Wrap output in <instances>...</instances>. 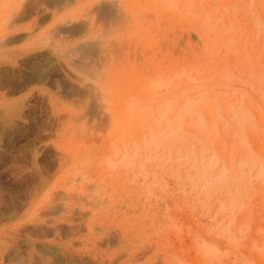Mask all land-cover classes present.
Returning a JSON list of instances; mask_svg holds the SVG:
<instances>
[{"label":"rangeland","instance_id":"rangeland-1","mask_svg":"<svg viewBox=\"0 0 264 264\" xmlns=\"http://www.w3.org/2000/svg\"><path fill=\"white\" fill-rule=\"evenodd\" d=\"M52 4L0 0V264H264V0Z\"/></svg>","mask_w":264,"mask_h":264},{"label":"bare ground","instance_id":"bare-ground-1","mask_svg":"<svg viewBox=\"0 0 264 264\" xmlns=\"http://www.w3.org/2000/svg\"><path fill=\"white\" fill-rule=\"evenodd\" d=\"M51 3H55V2H57V0H49ZM60 1V0H59ZM52 4V5H53ZM112 5L113 4H107V3H104V4H101V5H97V12H98V14H100V15H102V16H104V17H107L108 18V16H110V18L112 17V15L114 14V8L113 7H115V5L112 7ZM26 8V7H25ZM95 9V10H96ZM24 14H26L25 13V11H24ZM28 14V13H27ZM27 14L25 15V16H27ZM24 17V16H23ZM114 18V17H113ZM40 19V18H39ZM36 21H38V16H34V17H32V22H36ZM15 28V27H14ZM14 30V29H13ZM15 30L17 31H20V30H23V27L20 25V27H16L15 28ZM187 35V34H186ZM21 38H22V36H21ZM20 38V39H21ZM79 43V42H78ZM81 43V42H80ZM96 48H97V45L94 43V42H83L82 44H80V46H78V49L80 50V51H83V53H85L86 55L87 54H93L95 51H96ZM26 52V51H25ZM27 53V52H26ZM23 54V53H22ZM99 64V63H98ZM35 69H34V76L32 77L33 79V81L34 82H41L42 81V79H43V70H41L42 69V67H40L39 65L38 66H36V67H34ZM43 69H45V68H43ZM2 72V71H1ZM9 76V75H8ZM36 88H37V86H36ZM33 89H34V87H33ZM84 91H87L86 89L84 90ZM81 92V91H80ZM82 92H83V90H82ZM81 94V93H80ZM78 95V94H77ZM98 97V96H97ZM55 98V97H54ZM95 99V98H94ZM96 100V99H95ZM9 103V102H8ZM53 104H54V102H53ZM59 104V103H58ZM11 105H13V104H11ZM51 107V106H50ZM59 106L58 105H56V103L53 105V108H52V115L51 116H53L52 118H55L56 119V115H58V114H60L61 115V113H60V109L58 108ZM93 108H94V106H93ZM14 110H15V112H14V114H12V116H10L9 118H7L6 119V121H5V125H8V126H11L13 123H14V120H15V118L18 116L19 117V115H20V112H19V108L17 109H15L14 108ZM95 110V109H94ZM3 111V110H2ZM7 111V110H6ZM64 113V112H63ZM96 113V112H95ZM97 114V113H96ZM95 114V115H96ZM55 116V117H54ZM65 116V115H64ZM63 116V114H62V117H64ZM60 117L61 116H59L58 118L60 119ZM57 118V119H58ZM66 118V117H65ZM56 119V120H57ZM62 119V118H61ZM53 121H55L54 119H53ZM61 123H62V121H60ZM64 123H65V125H64V132L63 133H65L66 131H68V129H69V124H71L70 122H72L71 121V118L70 117H68V119L67 120H64L63 121ZM54 124V123H53ZM62 127V126H61ZM105 127V126H104ZM59 128V127H58ZM71 129H72V127H70ZM67 134L69 133V132H66ZM65 133V134H66ZM66 134V135H67ZM66 135H64V136H66ZM63 136V137H64ZM67 137V136H66ZM126 148V147H125ZM46 172V171H45ZM32 175V174H31ZM33 192V191H32ZM38 192V191H37ZM36 192V193H37ZM76 194V193H75ZM78 194V193H77ZM98 226V225H97ZM32 232V231H31ZM155 245V244H154ZM151 247V246H150ZM154 247V246H153ZM153 247H151L152 249H153ZM150 248V249H151ZM156 249V248H155ZM116 252H118L117 250H116ZM142 252V251H141ZM141 252H139V254L141 253ZM143 252H145V251H143ZM142 252V253H143ZM146 252H147V249H146ZM123 255H126V253L125 252H123L122 253ZM121 254V255H122ZM127 254H128V251H127ZM138 254V255H139ZM148 254V253H147ZM146 254V255H147ZM107 255V254H106ZM113 255V254H112ZM122 255V256H123ZM119 258V257H118ZM155 258V257H154ZM161 258V257H160ZM159 259V258H158ZM139 260V259H138ZM161 259H159L158 260V262L160 261ZM107 261H108V258H107ZM163 261V260H162ZM162 261H160V262H162ZM115 264V263H114Z\"/></svg>","mask_w":264,"mask_h":264}]
</instances>
